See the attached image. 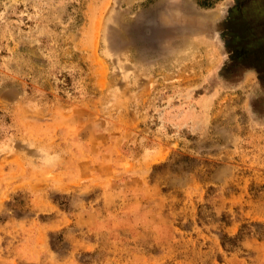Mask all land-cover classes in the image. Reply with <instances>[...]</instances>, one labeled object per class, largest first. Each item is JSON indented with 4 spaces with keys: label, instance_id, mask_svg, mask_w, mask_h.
<instances>
[{
    "label": "rangeland",
    "instance_id": "1",
    "mask_svg": "<svg viewBox=\"0 0 264 264\" xmlns=\"http://www.w3.org/2000/svg\"><path fill=\"white\" fill-rule=\"evenodd\" d=\"M0 264H264V0H0Z\"/></svg>",
    "mask_w": 264,
    "mask_h": 264
},
{
    "label": "trees",
    "instance_id": "2",
    "mask_svg": "<svg viewBox=\"0 0 264 264\" xmlns=\"http://www.w3.org/2000/svg\"><path fill=\"white\" fill-rule=\"evenodd\" d=\"M218 0H197L198 5L202 7H211Z\"/></svg>",
    "mask_w": 264,
    "mask_h": 264
}]
</instances>
